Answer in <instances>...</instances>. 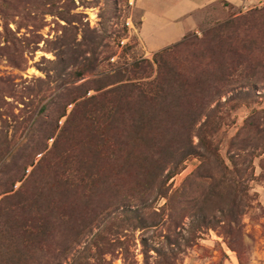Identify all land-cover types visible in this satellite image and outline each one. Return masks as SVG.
I'll return each instance as SVG.
<instances>
[{"label": "rangeland", "instance_id": "1", "mask_svg": "<svg viewBox=\"0 0 264 264\" xmlns=\"http://www.w3.org/2000/svg\"><path fill=\"white\" fill-rule=\"evenodd\" d=\"M139 14L0 0V264H264V3L153 53L128 33ZM158 64L224 92L161 98Z\"/></svg>", "mask_w": 264, "mask_h": 264}, {"label": "crops", "instance_id": "2", "mask_svg": "<svg viewBox=\"0 0 264 264\" xmlns=\"http://www.w3.org/2000/svg\"><path fill=\"white\" fill-rule=\"evenodd\" d=\"M137 46L153 53L182 40L204 21L259 6L264 0H134Z\"/></svg>", "mask_w": 264, "mask_h": 264}, {"label": "trees", "instance_id": "3", "mask_svg": "<svg viewBox=\"0 0 264 264\" xmlns=\"http://www.w3.org/2000/svg\"><path fill=\"white\" fill-rule=\"evenodd\" d=\"M233 25H234V22H231L230 26H233ZM161 64H158V75L156 77V85L157 86H158V84H160V85L166 84L167 85V88H163V86L159 88L160 93H162V96H160L161 98H163L165 96L169 97L167 90H168V87L172 86L173 89L175 91H177V94H178L177 98L178 97H187L192 91L193 92L194 91L200 92L202 94L203 103L208 106L210 104V102H212L216 97L222 95L224 92L222 89H216L214 87L213 83L215 82V80L212 78V75L205 70H201L195 74V73H191V72H187V71L183 72L182 70L177 69L174 71L173 70L169 71V73H171V75H170L169 73L168 74L164 73L163 66ZM227 81H228V78H226L224 76H222L219 79V82H222V83L227 84ZM146 94H147L146 92L140 91L138 93V96L141 97L140 99H143L145 101H148V102H151V103H154L157 105H161V103H158L159 99L156 100V97H152L150 99L149 97H147ZM99 97H100V99L98 100V104H100V107H101L102 106L101 103L106 102V97L104 95H99ZM177 98L172 97L170 99L173 101V100H176ZM234 100H235L234 98H230V99L226 100V103L231 104ZM110 102H112V101H110ZM176 103H177V100H176ZM176 103L169 102V103H167V106H170L171 108L177 107L178 103L177 104ZM110 107L113 110V105L110 104ZM117 112H119V114H120V108H116L114 110V113H117ZM114 121H115V117L113 116L112 122H114ZM135 121L140 125L145 123L143 126V129H146V128L150 127L148 125V123H150L152 120H150V118L147 120H144V116L139 115L137 117V119H135ZM136 122L133 123L132 127L137 126ZM207 122L209 123L208 125H211V121H207ZM154 123H155V125H157L158 120H155ZM188 123L190 125H192V121L191 122L189 121ZM121 124H122V122H121ZM89 125L91 126V124H89ZM125 136L132 138L129 131L126 132ZM144 138H146V135L142 134L140 139L143 140ZM157 145L155 146V148H152L151 146L147 147V143L143 142L144 147L142 146L143 148L141 149V151H139L140 159L147 160V159H151L152 157L156 156V158H160V160H161V158L163 159V158H166L167 156H173V152L170 151L171 150L170 147L163 148V147H160L161 145H159L158 146L159 150H157L156 149ZM165 153L170 154V155H165ZM64 156L65 155H63L62 157L64 158ZM128 157H129V155H128ZM127 164H128V161H127ZM5 210L7 211V209H5ZM6 211H4V213ZM30 228H31V225L27 224L23 228V231H27L29 234H31L32 232H31Z\"/></svg>", "mask_w": 264, "mask_h": 264}, {"label": "built area", "instance_id": "4", "mask_svg": "<svg viewBox=\"0 0 264 264\" xmlns=\"http://www.w3.org/2000/svg\"><path fill=\"white\" fill-rule=\"evenodd\" d=\"M126 24H127V27H128V33L130 34V31H131V28H133V31H135V24L133 23V21H132V19L131 18H129L128 20H127V22H126ZM129 36V35H128ZM127 36V37H128ZM128 38H126V39H123L122 40V45H124L125 44V41L127 40Z\"/></svg>", "mask_w": 264, "mask_h": 264}]
</instances>
